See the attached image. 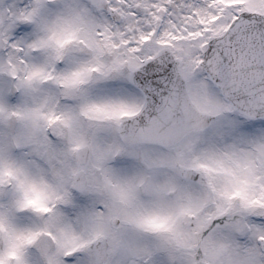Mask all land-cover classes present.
Returning a JSON list of instances; mask_svg holds the SVG:
<instances>
[{"label":"snow or ice","instance_id":"obj_1","mask_svg":"<svg viewBox=\"0 0 264 264\" xmlns=\"http://www.w3.org/2000/svg\"><path fill=\"white\" fill-rule=\"evenodd\" d=\"M0 264H264V0H0Z\"/></svg>","mask_w":264,"mask_h":264}]
</instances>
